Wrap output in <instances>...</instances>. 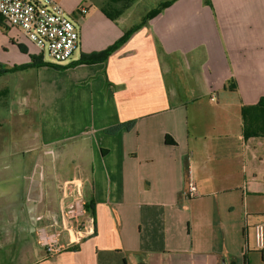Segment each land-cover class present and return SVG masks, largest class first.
<instances>
[{
    "label": "crops",
    "instance_id": "0c3cea01",
    "mask_svg": "<svg viewBox=\"0 0 264 264\" xmlns=\"http://www.w3.org/2000/svg\"><path fill=\"white\" fill-rule=\"evenodd\" d=\"M167 1L67 2L78 56L21 94L47 67L0 75V264H264V138L246 141L241 116L264 97V0H175L145 21ZM138 25L106 61L69 67ZM23 49L7 69L32 64ZM73 180L88 233L63 232L50 257L38 230L66 225Z\"/></svg>",
    "mask_w": 264,
    "mask_h": 264
},
{
    "label": "built area",
    "instance_id": "2783aa9c",
    "mask_svg": "<svg viewBox=\"0 0 264 264\" xmlns=\"http://www.w3.org/2000/svg\"><path fill=\"white\" fill-rule=\"evenodd\" d=\"M84 13L85 11H80ZM0 17L12 29L22 33L40 54H47L53 65L63 66L72 62L81 47V31L72 16L55 0H0ZM64 199L63 225L59 230L49 231V226L40 227V245L50 257L64 250L61 237L63 232L75 233L73 243H78L88 233L83 218L86 214L84 185L80 181L66 182L61 186ZM196 193L192 184L187 196ZM254 244L264 252V223L254 226Z\"/></svg>",
    "mask_w": 264,
    "mask_h": 264
},
{
    "label": "rangeland",
    "instance_id": "374dc122",
    "mask_svg": "<svg viewBox=\"0 0 264 264\" xmlns=\"http://www.w3.org/2000/svg\"><path fill=\"white\" fill-rule=\"evenodd\" d=\"M55 1L58 4H60L70 15H73L72 12L65 8L67 2L70 5H74L75 7L78 5L77 4L78 0H55ZM92 1L93 0H82L83 4L75 12L78 13L79 9L81 11V9H82V7H84V5L89 7L91 5ZM152 2H154V0H152ZM147 5L148 4H145V3L141 4L138 7V11L140 9L146 8ZM13 39L19 41L21 44H19L18 46L16 44V47L11 48L10 44L13 42ZM22 44L27 47V49H28L27 52L29 51V52L33 53L34 55H36V57L38 59L41 60L42 67H47V68H43L41 70L40 69L34 70L33 72L30 71V74L28 76H26L25 78H23L22 81L19 82L21 85H23V87H21V88L18 87V88L14 89L20 94L25 93L26 90L40 89L41 88L40 86H42V84H44V81L54 80L53 75L55 73V71L53 69H51V67H50V65L52 64V61H51V58L47 54H43V55L40 54L39 49H37L25 37H23L22 33L19 32L18 30L10 28L8 31H5L1 27H0V69H6L7 68V66L5 65L6 63H8L10 61H15L20 56L22 57V55L24 54L22 52V50L20 49V46L23 47ZM78 54H79V52H77L76 55L78 56ZM24 70H26V69L14 70V71H12V73H18V72H22ZM6 73H9V72H6ZM6 73H3V74H6ZM36 87H38V88H36ZM257 148H258L257 149L258 156H260V159L263 158V160H264V140H260L258 142ZM260 159H258V161H257V169L258 170H260V169L264 170V164H262L260 162Z\"/></svg>",
    "mask_w": 264,
    "mask_h": 264
},
{
    "label": "trees",
    "instance_id": "16d2710c",
    "mask_svg": "<svg viewBox=\"0 0 264 264\" xmlns=\"http://www.w3.org/2000/svg\"><path fill=\"white\" fill-rule=\"evenodd\" d=\"M172 1H167L162 4H160L157 8H154L151 12L148 13V15L145 17V21L153 18L156 16L161 10L168 7ZM141 25L135 26L132 29L128 30L124 36L113 46L109 47L108 49L92 54L88 59H81L77 62H74L69 65V67H74L77 65H80L82 63H95L97 61H106L116 50H118L122 45H124L132 36V34L140 27ZM0 27L3 28L5 31H8L10 29L9 26H7L2 18L0 17ZM20 49L24 51L23 47L20 46ZM32 64L27 66H14L9 69H0V75L6 72H12L14 70L19 69H26V68H32V67H38L42 65V62L40 60V63L37 64L38 58L35 56H31ZM51 67H54L56 69H63L65 67L58 66V65H50ZM232 90H235V87L231 88ZM241 116H242V126H243V137L246 141L252 138H264V97L260 99V101L255 105H248L243 106L241 109ZM114 130H109L108 132H113Z\"/></svg>",
    "mask_w": 264,
    "mask_h": 264
}]
</instances>
